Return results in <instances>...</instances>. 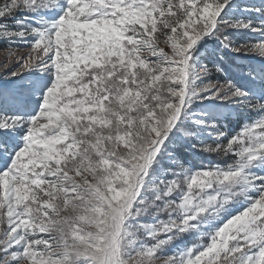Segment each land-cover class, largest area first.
<instances>
[{
    "label": "snow or ice",
    "instance_id": "1",
    "mask_svg": "<svg viewBox=\"0 0 264 264\" xmlns=\"http://www.w3.org/2000/svg\"><path fill=\"white\" fill-rule=\"evenodd\" d=\"M0 264H264V0H0Z\"/></svg>",
    "mask_w": 264,
    "mask_h": 264
}]
</instances>
